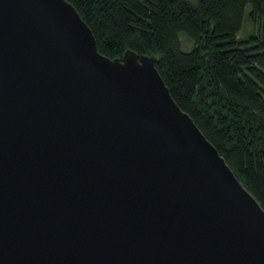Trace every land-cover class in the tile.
<instances>
[{"label": "water", "instance_id": "1", "mask_svg": "<svg viewBox=\"0 0 264 264\" xmlns=\"http://www.w3.org/2000/svg\"><path fill=\"white\" fill-rule=\"evenodd\" d=\"M0 264H264V207L154 57L68 0H0Z\"/></svg>", "mask_w": 264, "mask_h": 264}, {"label": "trees", "instance_id": "2", "mask_svg": "<svg viewBox=\"0 0 264 264\" xmlns=\"http://www.w3.org/2000/svg\"><path fill=\"white\" fill-rule=\"evenodd\" d=\"M68 1L106 56L154 57L171 96L264 207V0ZM245 16L259 28L240 39Z\"/></svg>", "mask_w": 264, "mask_h": 264}, {"label": "rangeland", "instance_id": "3", "mask_svg": "<svg viewBox=\"0 0 264 264\" xmlns=\"http://www.w3.org/2000/svg\"><path fill=\"white\" fill-rule=\"evenodd\" d=\"M249 8V4L246 5L245 13L247 14V10ZM258 22L251 20L250 18L244 17L242 27L240 31L238 32V37L240 39L245 38L248 34H251L252 32H256L258 30ZM182 33V32H180ZM180 43L182 49H189L192 46V41L185 36L184 34L179 35Z\"/></svg>", "mask_w": 264, "mask_h": 264}]
</instances>
